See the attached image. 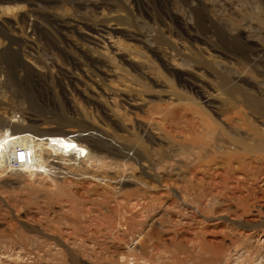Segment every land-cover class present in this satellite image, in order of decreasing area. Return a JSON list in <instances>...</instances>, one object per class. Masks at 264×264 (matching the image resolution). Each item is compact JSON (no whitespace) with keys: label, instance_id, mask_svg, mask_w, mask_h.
<instances>
[{"label":"rangeland","instance_id":"374dc122","mask_svg":"<svg viewBox=\"0 0 264 264\" xmlns=\"http://www.w3.org/2000/svg\"><path fill=\"white\" fill-rule=\"evenodd\" d=\"M0 82L85 150L0 175V264H264V0H0Z\"/></svg>","mask_w":264,"mask_h":264},{"label":"built area","instance_id":"2783aa9c","mask_svg":"<svg viewBox=\"0 0 264 264\" xmlns=\"http://www.w3.org/2000/svg\"><path fill=\"white\" fill-rule=\"evenodd\" d=\"M13 115L17 117L16 119L22 120V113ZM54 145L56 141L52 138H30L15 130L0 133V175L11 172H33L28 169L37 166L38 157H40L39 162L41 161L40 151H53L57 148Z\"/></svg>","mask_w":264,"mask_h":264},{"label":"bare ground","instance_id":"6f19581e","mask_svg":"<svg viewBox=\"0 0 264 264\" xmlns=\"http://www.w3.org/2000/svg\"><path fill=\"white\" fill-rule=\"evenodd\" d=\"M0 83H2V82H0ZM0 119H3V120H6L7 121V116H5V115H3V114H0ZM20 121H22V120H20ZM20 121H19V123H20ZM7 122H9V121H7ZM16 121H12V123H15ZM13 125V124H12ZM12 125H10V127H6V129L5 130H3V129H0V130H3V132H6L7 131V128L9 129L8 131H10L11 130V126ZM24 125V124H23ZM8 126V125H7ZM25 127L26 126H20V129H18L17 127V130H18V132H22V131H24L25 130ZM13 130V129H12ZM2 131H0V133H3ZM27 134H29V135H27ZM23 135H26L27 137H30V138H34V136L32 135V134H30V133H27V132H23ZM53 140H55L56 141V145H54V146H57V148L56 149H54L53 150V152H56L57 154H60L61 153V155L63 156V155H75L77 158H82L83 156H84V153H85V150L84 151H81L80 150V153L79 152H76V151H74V154H67L66 152H69V153H71L70 151L72 150V148L73 147H80V148H82L83 149V147L82 146H80V145H76V143L74 142V141H71V140H68V139H64V140H62V141H57L58 139H53ZM66 142V143H65ZM67 144V145H63V144ZM69 143V144H68ZM72 148H71V147ZM70 147V148H69ZM84 148H86V147H84ZM42 149V148H41ZM87 151V150H86ZM40 152H42L43 153V151H40ZM41 153V161H43L44 160V154H42ZM55 153V154H56ZM40 157H38L37 159H38V164H37V166L36 167H34V168H32V169H28V170H34L35 168L36 169H38L39 168V166H40V162H39V159ZM76 158V159H77Z\"/></svg>","mask_w":264,"mask_h":264}]
</instances>
